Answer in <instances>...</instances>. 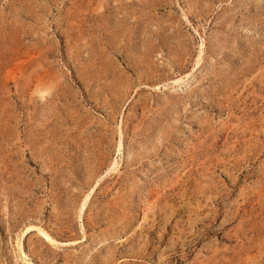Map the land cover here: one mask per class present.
I'll use <instances>...</instances> for the list:
<instances>
[{
	"label": "rangeland",
	"instance_id": "374dc122",
	"mask_svg": "<svg viewBox=\"0 0 264 264\" xmlns=\"http://www.w3.org/2000/svg\"><path fill=\"white\" fill-rule=\"evenodd\" d=\"M0 264H264V0H0Z\"/></svg>",
	"mask_w": 264,
	"mask_h": 264
}]
</instances>
